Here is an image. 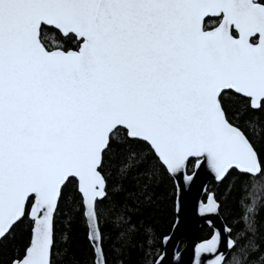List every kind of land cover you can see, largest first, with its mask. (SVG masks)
<instances>
[{"label":"snow or ice","instance_id":"obj_1","mask_svg":"<svg viewBox=\"0 0 264 264\" xmlns=\"http://www.w3.org/2000/svg\"><path fill=\"white\" fill-rule=\"evenodd\" d=\"M206 18L217 26L207 30ZM44 26L73 34L79 49L50 50ZM229 94L264 109V0H0V240L32 222L13 264H52L70 178L106 264L103 158L121 127L171 174L203 158L221 178L231 169L264 175L255 145L226 118ZM219 243L217 233L201 245L214 264H224Z\"/></svg>","mask_w":264,"mask_h":264},{"label":"trees","instance_id":"obj_2","mask_svg":"<svg viewBox=\"0 0 264 264\" xmlns=\"http://www.w3.org/2000/svg\"><path fill=\"white\" fill-rule=\"evenodd\" d=\"M41 41L50 50L75 51L79 47L73 35L63 37L48 27H43ZM223 106L229 122L247 134L264 159V109L252 110L249 102L236 94L225 95ZM130 158L136 164L128 171L126 162ZM193 164L194 160L187 164L188 174L193 171ZM102 175L106 179L107 196L98 205V211L106 264H154L162 250V239L170 233L174 222L172 178L159 165L150 147L129 139L123 129L111 139V147L103 158ZM209 190L214 193L219 213L231 230V239L236 241L224 264H264V175L252 177L232 171L222 182H212ZM248 205L253 206V211L246 222ZM31 228L32 222L25 219L7 239L1 240L0 264H12L23 254ZM211 234L204 225L198 240H207ZM51 259L52 264H94L81 196L74 179L63 187L54 215Z\"/></svg>","mask_w":264,"mask_h":264},{"label":"water","instance_id":"obj_3","mask_svg":"<svg viewBox=\"0 0 264 264\" xmlns=\"http://www.w3.org/2000/svg\"><path fill=\"white\" fill-rule=\"evenodd\" d=\"M44 27L54 29L51 26ZM56 31L59 32L58 30ZM59 33L63 37L69 35H64L61 32ZM76 39L78 41V38ZM250 108L252 110H259L254 109L251 106ZM120 129L123 128L121 127ZM190 160H194L193 171L190 174L187 173V166L179 174H171L167 172L168 175L172 178L175 186L174 222L170 233L162 239V250L160 255L155 260L154 264H214L216 254L203 251L201 249V245L214 239L217 233H219L220 236L219 252L223 253L224 261L230 251L233 249H230L228 247V240L231 239L230 232L228 231L229 228L227 227L219 213V204L215 200L214 193L209 190V186L212 182H222L232 171H236L239 174L243 173L238 169H231L221 178L217 176V174L210 168L207 161L203 158H190ZM244 175L255 177L259 174L257 173ZM70 179H74L76 181L78 191L77 179ZM210 204H214L217 206L216 211L211 213L207 211V207ZM30 211L31 208L29 207V212ZM84 219L87 226V239L91 245V242L89 240L88 222L85 216ZM204 225L212 231V234L207 240L199 241L198 235L202 226ZM181 244H183L182 247H180ZM91 247L94 253V264H101L102 257L100 255V249L94 248L92 245Z\"/></svg>","mask_w":264,"mask_h":264},{"label":"flooded vegetation","instance_id":"obj_4","mask_svg":"<svg viewBox=\"0 0 264 264\" xmlns=\"http://www.w3.org/2000/svg\"><path fill=\"white\" fill-rule=\"evenodd\" d=\"M218 20L217 18H206L205 27L207 30H212L217 26Z\"/></svg>","mask_w":264,"mask_h":264}]
</instances>
